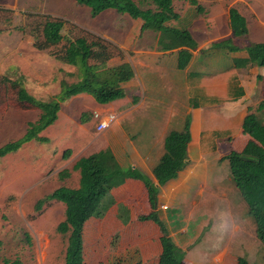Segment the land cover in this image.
Returning a JSON list of instances; mask_svg holds the SVG:
<instances>
[{"label": "rangeland", "instance_id": "rangeland-1", "mask_svg": "<svg viewBox=\"0 0 264 264\" xmlns=\"http://www.w3.org/2000/svg\"><path fill=\"white\" fill-rule=\"evenodd\" d=\"M173 3L180 13L181 22L172 23L181 25L188 22L199 43V48L194 52L195 64L190 66L189 71H218L226 68L235 56L244 55V51H227L226 46L218 48L216 54L211 50L205 55L199 54L213 42L232 37L233 44L242 47L251 42L264 41V0H173ZM197 5H200L201 11ZM148 6L152 7L141 5L142 8ZM232 11L245 20L243 24L247 33L240 37H236L230 27V23H233L230 17ZM47 15L64 22L62 34L65 38L57 45L40 49L38 45L44 41L42 28ZM141 25L142 20L114 9L105 10L94 17L90 7L77 3V0H0V146L21 137L27 123L38 116L36 109L27 108V105L19 101L18 89L13 88L12 81L23 82L31 94L42 100H49L58 93L62 81L76 82L79 79L78 68L58 55L63 53L68 39L77 37H84L89 43L95 44V50L106 47L112 55L110 64L123 61L131 63L132 56L135 57L139 50L144 54L159 52L156 49V33L152 30L141 33ZM227 44H232V41ZM135 59L137 63L138 58ZM136 70L142 78L145 69ZM155 70L151 75L156 76ZM185 73L187 75L188 70H182V74ZM242 77L252 92V97L247 101L255 110L264 100V68L242 71ZM231 79L234 84H238L237 75ZM85 94L89 95L79 93L63 103L57 123L64 119L65 110L72 113V116L77 115V106H80L78 99ZM90 97L93 98L92 95ZM74 125L73 122L67 129L66 126L54 125L52 127L58 128L55 131L58 138L52 142L33 140L17 152L0 157V264L4 258L16 256L26 264H64L69 233L60 232L58 226L65 219L66 205L55 200L45 204L41 210H36L35 204L61 184L73 187L79 183L78 171H72L67 179H61L59 175L61 169L71 168L75 161L67 162L62 156L66 142L74 133ZM47 131L45 129L42 134L46 135ZM227 149L231 150L229 144ZM213 169L214 175H222L221 188L215 183V190L220 198H226L227 195L231 201L227 199L232 222L223 228H214L212 222L204 232L198 229V235L190 224L186 232L188 241H182L181 247L178 245L185 250V263L238 264L239 257L245 256L251 264H264V242L258 238L256 224L248 213V205L230 176L229 161L225 160L219 163L218 168L213 166ZM171 207L173 209L175 205ZM204 208L211 212L210 202ZM190 211L180 215L183 222L191 221ZM101 228L106 230L94 229L87 224L83 264H147L128 237L126 244V238L121 243L122 235L118 229ZM213 228L218 233L224 232L221 237L223 244L211 252H205L204 248H194L208 237L207 234ZM178 229L179 221H176L175 231Z\"/></svg>", "mask_w": 264, "mask_h": 264}, {"label": "crops", "instance_id": "crops-1", "mask_svg": "<svg viewBox=\"0 0 264 264\" xmlns=\"http://www.w3.org/2000/svg\"><path fill=\"white\" fill-rule=\"evenodd\" d=\"M158 39L156 34V49L159 52L144 54L139 50L134 55L138 58L137 63L132 56L131 63L135 69V76L125 84L124 98L109 103H99L94 97V99L90 97L91 94L82 95L78 99L80 106H77V115L72 116V113L65 110L64 119L57 123L64 101L57 120L46 128L48 131L44 135L48 138L47 142H52L58 138V134L55 133L58 128L52 126L61 125V127L66 126L67 129L69 125L75 123L74 133L63 150L64 153L69 149V155L64 157L62 153L67 162L75 161L72 170L64 167L61 171L68 169L70 172L78 171L80 174L79 170L73 169L79 158L108 151L105 153L108 170H120V172H117L118 175L113 178V186L105 201L107 203L112 199L111 203L104 204L101 214L91 216L86 221L84 235L87 224L102 231L106 229L101 227L118 229L122 235L121 243L128 237L147 264L158 263L155 259L162 252L163 232L154 220L140 219L141 215L152 211L149 188L143 180L128 176V173L131 169L138 170L148 177L152 186L159 189L157 196L159 215L165 222L170 236L179 246L182 241H188L186 232L190 224L196 232L198 229L204 232L212 222L214 228L229 226L232 222L229 199L225 193L226 198H220L216 194L215 187L221 188L222 175L220 174L221 177L218 174L214 175L213 166L218 168L219 163L229 161L225 157L232 150H242L251 138L242 126L248 106H252L247 101L252 97V92L244 83L242 71L256 68L226 67L211 73L207 72L199 83V89L193 87L192 90L188 76L186 73L183 75L182 69L177 67V48L161 46ZM137 68L145 69L142 78L138 75ZM154 68L156 76L151 75ZM234 75L238 76L242 93L237 100L230 96V80ZM193 95L199 96L201 102L193 104L191 102ZM37 111L39 115L40 111ZM109 113L116 114V121L108 128L98 130V124ZM187 122L191 133L187 148V164L176 178L160 185L154 174V168L167 150L168 135L173 130L183 131ZM228 144L231 150L227 149ZM221 146L224 147L221 149ZM78 186L79 183L73 187ZM208 202L211 204V212L204 208ZM165 204L169 207L163 208ZM173 204L175 207L172 209ZM188 210H191L189 216L192 219L190 222L187 220L183 222L184 219L180 215ZM223 212L225 214L222 216ZM176 221H179L177 231H175ZM214 228L209 231L208 237L194 248H204L205 252H211L216 246L220 247L224 241L221 238L224 232L218 233L213 231ZM182 250L185 255V250ZM221 257L222 255L219 256Z\"/></svg>", "mask_w": 264, "mask_h": 264}, {"label": "trees", "instance_id": "trees-1", "mask_svg": "<svg viewBox=\"0 0 264 264\" xmlns=\"http://www.w3.org/2000/svg\"><path fill=\"white\" fill-rule=\"evenodd\" d=\"M77 3L90 7L91 15L96 17L108 9H114L121 14H128L134 19L142 20L141 33L146 30L154 31L159 39L158 43L166 48H177V67L188 70V81L190 89L198 87L207 72L193 69L195 64L194 52L198 49L189 23L176 25L173 21L181 22L180 13L176 11L173 0H77ZM142 4L152 5L142 8ZM201 11L200 5H197ZM232 11L231 27L236 37L247 33L243 24L245 20ZM238 20H240L238 22ZM64 22L45 16L42 35L44 41L38 47L49 48L59 44L65 36L62 34ZM36 38L38 36L36 35ZM232 41V44H227ZM95 44L89 43L84 37L68 39V43L59 58L78 68L79 79L73 83L62 81L61 90L49 100H42L31 94L23 82L14 80L11 82L13 88L18 89V99L27 105V108L39 110L37 119L29 121L24 134L0 146V157L17 152L24 144L37 140L47 142L48 138L42 132L58 118L61 104L71 96L79 93L91 94L99 103H109L126 96L125 84L135 76V69L128 61L118 64H110L112 56L106 47L94 49ZM226 46L227 51H244V55L235 56L227 68L249 69L252 67L264 68V41L251 42L246 46L233 44V38L213 43L208 49H202L199 54L216 51ZM120 49V48H119ZM124 58V57H123ZM260 77V75H258ZM234 78V76H233ZM191 91V90H190ZM242 93L238 84L230 80V96L237 100ZM196 99V100H195ZM199 99V100H198ZM201 102L197 95H193L191 102ZM244 131L251 136L246 146L240 150H232L225 158L229 160L230 175L235 185L239 188L243 199L248 205V213L256 224V234L264 242V100L253 110L248 106V112L243 120ZM191 140L189 122L183 131L173 130L168 135V147L159 163L154 168L160 185L176 178L187 164V148ZM69 149L65 150L63 156L69 155ZM91 154L78 159L74 170L80 171L78 187L61 185L51 193L40 198L35 209L41 210L45 204L52 201H61L66 205L65 219L58 226L62 233H69L68 246L64 264L84 263V227L91 216L101 214L104 204L111 203L109 197L112 180L120 170L109 171L105 164V153ZM70 171L63 170L59 173L61 179L70 176ZM128 176L140 178L149 188L152 211L140 216V219L154 220L163 232L162 252L158 256V264H186L184 251L170 236L165 222L158 212V191L152 186L147 176L138 170L131 169ZM105 205V206H106ZM0 240V247H1ZM2 264H26L20 257L4 258ZM238 264H251L245 256H240Z\"/></svg>", "mask_w": 264, "mask_h": 264}, {"label": "built area", "instance_id": "built-area-1", "mask_svg": "<svg viewBox=\"0 0 264 264\" xmlns=\"http://www.w3.org/2000/svg\"><path fill=\"white\" fill-rule=\"evenodd\" d=\"M116 121V115L114 113L107 114L98 124V130H103L108 128ZM169 207V205H164L163 208Z\"/></svg>", "mask_w": 264, "mask_h": 264}]
</instances>
